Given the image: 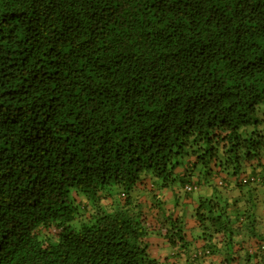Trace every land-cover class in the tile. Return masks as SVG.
<instances>
[{"label": "trees", "instance_id": "16d2710c", "mask_svg": "<svg viewBox=\"0 0 264 264\" xmlns=\"http://www.w3.org/2000/svg\"><path fill=\"white\" fill-rule=\"evenodd\" d=\"M262 107L264 0H0V264H264Z\"/></svg>", "mask_w": 264, "mask_h": 264}, {"label": "crops", "instance_id": "0c3cea01", "mask_svg": "<svg viewBox=\"0 0 264 264\" xmlns=\"http://www.w3.org/2000/svg\"><path fill=\"white\" fill-rule=\"evenodd\" d=\"M188 215L190 217H193V215H194L193 206H191V209H189ZM189 222L192 223V218H190ZM151 243H152V247H151L152 256L156 257L157 259H159L161 261H166V257L168 255H170V252L167 249L168 248L167 245L165 246L164 243H161L159 238H152ZM248 246L249 245H247V247ZM157 247H163V248H160L159 250H157ZM173 262L174 261H171L170 263L177 264V261L174 263Z\"/></svg>", "mask_w": 264, "mask_h": 264}, {"label": "rangeland", "instance_id": "374dc122", "mask_svg": "<svg viewBox=\"0 0 264 264\" xmlns=\"http://www.w3.org/2000/svg\"><path fill=\"white\" fill-rule=\"evenodd\" d=\"M261 111L264 112V107L261 108ZM161 247H157V250H159Z\"/></svg>", "mask_w": 264, "mask_h": 264}, {"label": "built area", "instance_id": "2783aa9c", "mask_svg": "<svg viewBox=\"0 0 264 264\" xmlns=\"http://www.w3.org/2000/svg\"><path fill=\"white\" fill-rule=\"evenodd\" d=\"M189 190H191V187L189 188Z\"/></svg>", "mask_w": 264, "mask_h": 264}]
</instances>
